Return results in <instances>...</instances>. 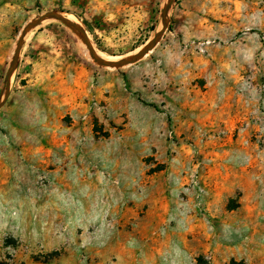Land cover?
Instances as JSON below:
<instances>
[{"label":"rangeland","instance_id":"374dc122","mask_svg":"<svg viewBox=\"0 0 264 264\" xmlns=\"http://www.w3.org/2000/svg\"><path fill=\"white\" fill-rule=\"evenodd\" d=\"M165 1L0 0V93L38 15L63 11L117 59L155 36ZM73 221L104 240L120 221H166L195 264L218 243L236 255L218 264H264V0H173L155 48L117 69L58 21L25 36L0 109V264H51Z\"/></svg>","mask_w":264,"mask_h":264},{"label":"crops","instance_id":"0c3cea01","mask_svg":"<svg viewBox=\"0 0 264 264\" xmlns=\"http://www.w3.org/2000/svg\"><path fill=\"white\" fill-rule=\"evenodd\" d=\"M95 190L92 183L83 182H79L75 188V192L78 193H94ZM129 223L135 225L131 230L127 228ZM165 223L166 221H120L121 228L115 233L108 234L105 240L90 232L93 228H95L93 232L98 229V224L94 221H73V226L71 223H67L68 225L64 223L65 226H70L69 228L73 227V234L67 230L58 236L60 249L51 264H195L193 240L185 238L182 244L172 245L167 234L162 237L158 233ZM77 228L82 229L78 232ZM249 242V246L244 244L246 247H241L243 252L250 251L252 248L250 245L259 247L258 241ZM52 244L43 241L41 249L49 251L53 248ZM208 244H202L200 251L202 254L208 251ZM217 246L213 254V264H218L220 257H236L235 250L229 246L222 243H218ZM219 253L222 255L219 256ZM80 254L85 255L87 260H83Z\"/></svg>","mask_w":264,"mask_h":264},{"label":"water","instance_id":"95a60500","mask_svg":"<svg viewBox=\"0 0 264 264\" xmlns=\"http://www.w3.org/2000/svg\"><path fill=\"white\" fill-rule=\"evenodd\" d=\"M172 3H173V0L165 1V5L163 6L161 15H160L159 28L155 36L149 42H147L142 47H140L137 51L129 55H126L124 57L117 58V59H109V58L102 57L95 50L85 27L79 21H73L69 19L63 11L52 10V11H47V12H44L38 15L37 17L29 21L21 29L19 33L16 45L12 53L11 61L5 73L4 86L0 93V109L6 103L10 95L11 83L13 80V76L15 75L17 66H18V62H19L21 50L23 48L25 36L29 32H31L33 29L41 25L44 21L55 20V21L62 23L79 38V40L86 47L90 58L97 65L106 67V68L117 69V68L129 66L131 64L136 63L137 61L141 60L144 56H146L149 52H151L155 48V46L159 43V41L163 37V34L166 30L167 15L171 8Z\"/></svg>","mask_w":264,"mask_h":264},{"label":"built area","instance_id":"2783aa9c","mask_svg":"<svg viewBox=\"0 0 264 264\" xmlns=\"http://www.w3.org/2000/svg\"><path fill=\"white\" fill-rule=\"evenodd\" d=\"M107 223L111 226L114 221H107Z\"/></svg>","mask_w":264,"mask_h":264}]
</instances>
